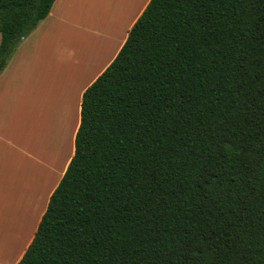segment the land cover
<instances>
[{"label":"trees","instance_id":"16d2710c","mask_svg":"<svg viewBox=\"0 0 264 264\" xmlns=\"http://www.w3.org/2000/svg\"><path fill=\"white\" fill-rule=\"evenodd\" d=\"M55 2L0 0V73ZM18 261L264 264V0H150Z\"/></svg>","mask_w":264,"mask_h":264},{"label":"rangeland","instance_id":"374dc122","mask_svg":"<svg viewBox=\"0 0 264 264\" xmlns=\"http://www.w3.org/2000/svg\"><path fill=\"white\" fill-rule=\"evenodd\" d=\"M145 2L101 0L94 14L83 21L84 29L67 33L68 52H63L59 62L62 72L54 73L44 100L38 99L37 108L31 102L30 110L22 100L17 117L19 153L15 151L11 165L7 151L4 154L5 175L0 182V249L4 257L0 264H13L30 243L44 206L38 199L40 180L46 176L48 183L51 174L55 186L72 152L78 96L113 56L119 38Z\"/></svg>","mask_w":264,"mask_h":264},{"label":"crops","instance_id":"0c3cea01","mask_svg":"<svg viewBox=\"0 0 264 264\" xmlns=\"http://www.w3.org/2000/svg\"><path fill=\"white\" fill-rule=\"evenodd\" d=\"M101 1V0H100ZM99 0H56L50 14L38 25V27L26 38L22 40L18 48L15 50L5 69L0 73V182L3 181L4 172V154L9 155V164L11 165L13 157L19 153V123L17 117L20 114L22 100L25 109H31L30 103L36 102L40 98L44 100L45 93L51 91L52 77L54 73L61 74L62 64L61 57L63 52L67 54V41L65 39L69 31L84 29L83 21L94 14L95 6ZM150 0H146L140 11L134 16L133 20L126 28L125 32L119 38L117 48L113 56L108 60L105 66L99 70L98 74L89 82V84L81 91L79 103L77 107L78 119L72 131V152L63 166L59 180L52 186V176L47 183V178L40 180L39 185V203L42 202V210L37 219V227L47 209L49 199L57 187L59 181L64 175L68 164L75 152V136L80 124L81 102L84 91L105 71V69L113 62L117 54L124 45L130 29L133 27L137 19L141 16ZM108 49L111 48V39L108 41ZM64 48H66L64 50ZM56 62V63H55ZM54 63V65H53ZM55 66V69H53ZM37 110V109H36ZM29 112V111H28ZM10 222L16 223L13 218ZM31 236L30 243L34 237ZM29 243V244H30ZM27 244V245H29ZM28 246H26L27 248ZM25 248V250H26ZM22 250L19 257L13 264H17L18 260L25 253ZM0 261L4 262L3 255Z\"/></svg>","mask_w":264,"mask_h":264},{"label":"bare ground","instance_id":"6f19581e","mask_svg":"<svg viewBox=\"0 0 264 264\" xmlns=\"http://www.w3.org/2000/svg\"><path fill=\"white\" fill-rule=\"evenodd\" d=\"M2 248L0 249V257L3 255V253L1 252Z\"/></svg>","mask_w":264,"mask_h":264}]
</instances>
